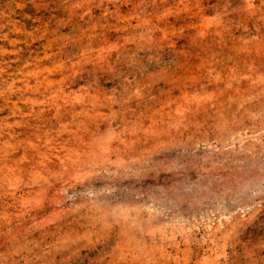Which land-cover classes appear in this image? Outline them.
I'll use <instances>...</instances> for the list:
<instances>
[{"label":"rangeland","instance_id":"rangeland-1","mask_svg":"<svg viewBox=\"0 0 264 264\" xmlns=\"http://www.w3.org/2000/svg\"><path fill=\"white\" fill-rule=\"evenodd\" d=\"M0 264H264V0H0Z\"/></svg>","mask_w":264,"mask_h":264}]
</instances>
